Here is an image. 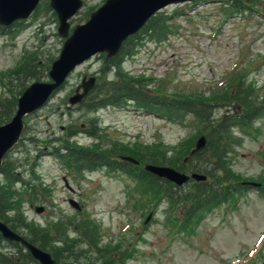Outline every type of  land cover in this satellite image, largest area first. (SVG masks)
<instances>
[{"label": "rangeland", "instance_id": "1", "mask_svg": "<svg viewBox=\"0 0 264 264\" xmlns=\"http://www.w3.org/2000/svg\"><path fill=\"white\" fill-rule=\"evenodd\" d=\"M104 2L84 0L83 8L70 21L71 28L87 21L89 13ZM158 13L167 19L172 33L166 40L155 42L147 36L145 25L135 35L140 43L136 53L119 68L122 73L141 77V87L150 90L154 98L167 92L191 100L204 99L225 91L236 75H242L246 84L264 95V0H192L169 4ZM17 23L9 28V34L0 37L1 99L18 97L19 80L11 75L25 61H35L44 70L38 81L50 82L49 70L64 42L57 33L58 20L49 0H41L29 18ZM132 37L129 39L134 40ZM104 62L105 55L99 53L76 66L46 105L24 117L20 139L3 160L19 177H12L18 181L13 184L15 191L23 189L20 181L36 185L37 193L22 200V216L32 228L61 229L63 235L53 232L54 248L62 247L64 240L77 241L75 227L82 221L96 227L102 252L93 254L86 245L74 244L72 250L63 251L57 264H89L91 260L101 264L99 257L114 253L120 257L125 249L132 252L123 264H264V117L255 122L253 136L233 129L241 139L229 158L241 182L261 183L262 188H232L228 201L236 204L226 202L207 209L200 222L186 231L175 230L172 218L178 212L171 211L167 201L139 203L141 196L134 191L136 180L123 169L102 167L74 178L53 155L59 146L55 139L68 135L70 124L80 125L77 132L67 136L71 143L90 147L97 142L88 135L95 126L103 136L98 142L104 149L124 147L125 156L133 159L130 151L139 156V151L148 155L160 150L168 158H179L176 150L180 142L188 137L193 145L200 136L195 127L188 126L190 121L184 125L167 121L154 110H141L134 102L110 105L94 113L68 103L83 77H96L95 85L104 78ZM117 73V69L111 70L107 80H115ZM224 112L219 110L221 115ZM6 181L0 174V186ZM192 186L190 181L183 187L192 190ZM69 199L81 210L73 208ZM37 206H44V211L36 213ZM0 216L2 221H19L14 211L6 212L4 207ZM2 250L17 255L14 247L4 245ZM80 250L86 254L78 263L71 253Z\"/></svg>", "mask_w": 264, "mask_h": 264}, {"label": "trees", "instance_id": "2", "mask_svg": "<svg viewBox=\"0 0 264 264\" xmlns=\"http://www.w3.org/2000/svg\"><path fill=\"white\" fill-rule=\"evenodd\" d=\"M166 20L162 19L158 13L148 21L145 28H147V36L152 41H164L172 33V27L167 24ZM16 24L19 23L16 22L13 25ZM7 34H9V28L0 27V36ZM132 38L134 40L129 39L123 43L116 57L105 60L103 65L104 78L95 85V88L79 105V108L83 109L85 113H94L98 109L110 105L122 106L124 103L134 102L141 110H154L157 116L160 115L167 121L180 125L190 121L188 126L195 127L198 130V136H205V147L191 155L190 151L194 144L192 145L190 138L187 137L180 142L178 151L176 150L177 156L180 155L181 158H168L160 150H154L148 155L141 154L139 151V156L130 151L129 155L138 161V165H132L118 159L119 156L128 155L124 147L103 148L98 142L103 136H100L99 129L95 126H91L88 135L97 139V142L91 144L90 147H79L76 142L71 143L67 136L74 134L80 125L70 124L67 128L69 134L56 138L59 147H56L55 155L64 168L74 177H79L85 171H93L102 167L123 169L136 180L133 181L136 184L134 191L138 196H141L139 203L159 204L167 201L170 210L178 212L172 218L175 230L186 231L193 224L200 222L199 220L207 209H215L226 202L236 204L235 201L233 203L228 201L232 188L235 187L237 190L247 188L241 185V179L231 168L229 158L236 146L240 144L241 139L233 134V129L238 130L244 136L255 134V122L264 117V95H259L258 90L252 85L246 84L242 75H236L232 85L225 91L219 92L218 95L204 97V99L191 100L179 97L177 94H168L166 91H164L166 93L157 94L158 97L154 98L150 90L141 87L143 82L141 77L135 78L119 70L123 61L133 56L137 51V46L140 45L139 41L135 40L139 38L138 36ZM116 69L118 72L116 79L108 81V73ZM43 73L44 70L35 61H25L19 70L12 73L11 77L15 75V78L19 80L17 85L19 87L17 90L18 97L29 82L38 81ZM18 97L12 95L9 98H0V125L8 122L13 116ZM220 109L225 111L222 115L219 113ZM185 158H187L186 162L184 161ZM146 164L168 166L186 174H204L207 181H192L193 189L188 190L146 172L143 168ZM8 165L9 163L5 162L1 167V172L8 181H6V185L0 186V209L4 207L6 212L14 211L17 220L20 221L19 223V221L5 220L4 223L9 228L16 230L29 242L48 252L56 261L64 250L67 248L72 250L74 244L86 245L89 250H93V254L102 252L103 249L98 248L100 240L97 229L89 222L82 221L81 225H76L77 241L64 240L63 246L57 248L52 246L56 243L53 232L57 233L58 236L63 235L61 229L56 228L54 230V227L51 226L45 229L38 226L32 228L22 216L21 203L25 198L37 193L36 185L31 186L30 181L28 183L20 181L23 183V189L15 191L13 184L18 181H13L12 177H19L11 172L12 169ZM43 193L44 191L41 189L40 194L42 196ZM70 242L72 243L70 244ZM2 244L3 239L0 236V247ZM17 252L15 256L0 252V264H38L28 252H21V249ZM131 252L132 249H125L121 251L120 257L114 253L106 257L101 256L97 260L101 261V264H123L125 259L131 257ZM85 254L81 250L78 253L76 251L74 255L71 253L73 260L78 263L80 257ZM83 258L87 259L86 256ZM90 262L89 264H96L92 260Z\"/></svg>", "mask_w": 264, "mask_h": 264}, {"label": "water", "instance_id": "3", "mask_svg": "<svg viewBox=\"0 0 264 264\" xmlns=\"http://www.w3.org/2000/svg\"><path fill=\"white\" fill-rule=\"evenodd\" d=\"M190 0H106L105 3L89 15L83 24L76 25L69 34V20L74 17L83 6L82 0H49L50 8L58 19V35L65 38L58 58L53 61L48 77L51 82H34L27 87L17 100V109L10 122L0 126V163L5 153L18 141L23 130V117L43 106L53 91L58 89L74 68L90 59L97 53L106 52L107 57L117 54L123 41L137 31L158 10L169 4ZM40 0H0V26L7 27L17 20L28 18L38 6ZM95 78L84 79L76 90V94L69 99L71 105L78 104L93 88ZM82 89L81 93L78 91ZM206 144L204 136H200L191 154L200 151ZM121 160L138 164L129 157L122 156ZM145 171L166 179L178 186L190 179L205 181L206 176L199 173L189 175L181 173L171 167L147 164ZM253 186L260 184L251 183ZM70 204L79 209L74 200ZM43 212V207L35 209ZM148 216L146 222L150 219ZM0 233L3 238L20 243L31 256L40 264H55L50 254L29 243L22 236L16 234L0 221Z\"/></svg>", "mask_w": 264, "mask_h": 264}]
</instances>
